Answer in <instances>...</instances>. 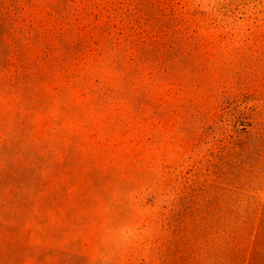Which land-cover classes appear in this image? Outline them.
Returning <instances> with one entry per match:
<instances>
[{
  "label": "rangeland",
  "instance_id": "obj_1",
  "mask_svg": "<svg viewBox=\"0 0 264 264\" xmlns=\"http://www.w3.org/2000/svg\"><path fill=\"white\" fill-rule=\"evenodd\" d=\"M0 264H264V0H0Z\"/></svg>",
  "mask_w": 264,
  "mask_h": 264
}]
</instances>
